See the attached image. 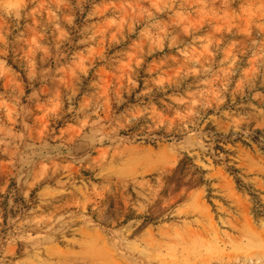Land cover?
<instances>
[{"label":"rangeland","instance_id":"obj_1","mask_svg":"<svg viewBox=\"0 0 264 264\" xmlns=\"http://www.w3.org/2000/svg\"><path fill=\"white\" fill-rule=\"evenodd\" d=\"M0 264H264V0H0Z\"/></svg>","mask_w":264,"mask_h":264}]
</instances>
